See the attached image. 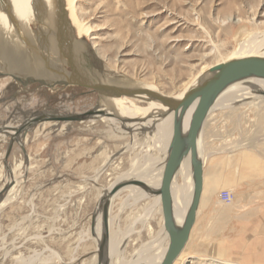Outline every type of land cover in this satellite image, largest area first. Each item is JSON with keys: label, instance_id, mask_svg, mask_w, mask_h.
Masks as SVG:
<instances>
[{"label": "rangeland", "instance_id": "obj_1", "mask_svg": "<svg viewBox=\"0 0 264 264\" xmlns=\"http://www.w3.org/2000/svg\"><path fill=\"white\" fill-rule=\"evenodd\" d=\"M76 13L80 23L91 31L77 39L72 29L74 37L93 48L99 61V65L95 62L97 69L106 75L146 84L167 96L181 93L200 72L229 61L239 42L245 39L255 38L260 42L255 52L264 54L261 42L264 0H77ZM33 18L30 32L40 48L45 38L39 32L41 23H37L35 14ZM0 19L6 28L4 41L12 42L7 16L1 10ZM26 58L31 64L27 53ZM0 59L6 65L13 59L14 69L18 70V57L0 55ZM35 87L21 89L10 78H0V129L8 124L19 127L39 111L65 116L92 111L97 106L96 93L83 88L35 90ZM11 94L13 99L7 100ZM138 105L145 107L146 102ZM233 107L210 112L203 126L202 141L212 153L222 152L224 159H229L231 176L226 177L229 186L215 195L219 211L226 217L224 222L228 223L222 225V230H231L225 237L234 241L216 244L209 241L214 237L211 233L214 227L209 223L203 229L204 234L193 232L175 264L261 262L241 252L257 236L256 229L253 232L249 224L250 203L236 205L235 193L264 184V177L253 179L252 172L247 171L253 157L264 156V103L251 108H241V103H236ZM87 120L74 124L35 123L27 127L25 134H17L14 141L0 130V188L11 172L18 181L15 193L9 196L13 197L11 203L0 208V264H98V235L93 229V219L99 217L102 191L122 176H128L131 159L139 148L124 151L130 146V136L98 123L84 129ZM64 123L69 125L62 130ZM42 124L45 127L39 133ZM145 132L151 134L153 130L149 127ZM144 138L140 135L138 144ZM7 187L10 190L12 185ZM224 190L233 195L229 205L219 200V193ZM204 192L203 188L202 196ZM4 195L2 190L0 197ZM151 201L149 197L134 203L128 190L113 200L110 237L120 238L121 233L131 228L130 234L120 241L118 260L138 257L142 245L158 234L163 223L159 213H154L147 223L138 222ZM116 261L112 259L113 264Z\"/></svg>", "mask_w": 264, "mask_h": 264}, {"label": "bare ground", "instance_id": "obj_2", "mask_svg": "<svg viewBox=\"0 0 264 264\" xmlns=\"http://www.w3.org/2000/svg\"><path fill=\"white\" fill-rule=\"evenodd\" d=\"M76 2L77 0H64V9L62 0H0V10L4 14L8 15V33H10L11 37H15L19 46L26 49L28 57L30 58V60H32L31 64L25 65L26 69L19 70V72L27 74V71L32 70L36 73H40L41 68L43 69V67L45 66L40 58L41 56L35 50V48L37 49L39 47L35 45L34 37L30 32V23H34L35 21V19L33 18V14H35L38 18L37 23H41L40 27L46 25L53 28L54 30L51 32L48 31L46 43L44 47H41V49H45L49 52L53 49L52 46L56 37L66 40L72 39V37L75 38V32L76 38L80 39L86 36L91 31L89 26L81 24L79 19L77 18ZM42 22L44 24H42ZM72 29L74 30V32ZM261 37V42H264V35H262ZM258 44H260V42H257L255 38H249L239 42L238 50L234 52L233 57L230 58L229 61L253 56L264 58V54H257L255 52V46ZM32 48H34V50ZM208 71L200 72V74H198V76L193 79L181 93L174 96L169 95L168 97H172L177 101L180 100L183 95L192 87L207 79ZM105 78L108 81V85L113 88L119 86V84L115 83L126 84L127 81H129L131 87L137 86L143 90L153 91L158 94L164 95L161 92L157 91V89L146 84L132 82L130 79L124 77L119 78L114 74H108ZM111 92L116 93L114 92V90ZM144 100L145 98L143 96L137 98H130L126 96L101 97L100 99H98L97 106L94 109V115L91 117V119H88L87 122L83 123L84 129L92 128L94 124L98 123L104 125V127L113 129L119 134L130 136L131 143L130 146L124 149V151L126 152L131 150L135 151L136 148H139V153L131 159V172H129L130 174L128 173V176H122L116 182H114L113 185L110 184L112 186L103 190L101 199L99 201V219L97 218L95 220L93 229L94 232H96L98 235L96 236V241L97 245H99L102 236V208L105 204H107L109 242L106 252L109 257V264H113V258L117 260L115 264H160L168 246V236L164 230L163 223L156 237L151 242L142 245V247L140 248L139 256L131 259L130 261H124L121 259L118 260L117 258L121 254L120 241L122 238L124 239L125 236H128L130 234L131 228L127 233H121L122 236L120 238L118 237V235L113 238L110 237L109 222H113L109 217L111 204L113 200L124 190L130 191V196L133 199L134 203L149 197L152 198L151 204L147 206L143 214L138 218L139 223H147V219L151 218V216H153V214L156 212L162 216L163 222L162 208L161 206L158 207L156 203V201H158V204H161L160 197L151 194L150 191L157 189L161 182L163 168L167 159L168 147L173 131V116L169 115L166 118H161V112L163 110L155 102H149L146 103L145 107H140L138 104H141V102H144ZM236 103H241V108L247 106L251 108L254 105H257L259 107L263 105L264 80L258 78H250L229 85L217 98L211 112L219 109L220 107L235 108L233 107V105ZM193 108L194 106L189 109L184 119L185 129H187V127L189 126ZM68 125L69 123L61 124L60 129L63 130ZM44 127L45 124H42L39 133L43 131ZM149 127L150 130H153L151 134H147V132H145L146 130H149ZM142 134L145 136V138L143 140V143L140 142V144H138V138ZM10 135H14V132H11ZM198 148L202 161L203 163H205L207 158L202 141V132L198 139ZM12 174L13 172H11V175ZM132 174H135L136 176H132ZM11 175L10 177L3 179V184L0 188V192L4 188H9L10 186L7 187L8 185H12V188H10L6 196L4 195L5 197H3L0 203V208L12 201L13 197L9 196L12 195V193L15 191L14 189H16V185L18 186L17 178ZM129 181H139L143 183L146 188L143 189L141 187L133 186L130 184L121 186L122 184L128 183ZM192 191L193 180L189 157H187L182 162L172 182L173 209L175 220L178 225H180L183 221L185 212L191 200ZM156 208H158V210Z\"/></svg>", "mask_w": 264, "mask_h": 264}, {"label": "water", "instance_id": "obj_3", "mask_svg": "<svg viewBox=\"0 0 264 264\" xmlns=\"http://www.w3.org/2000/svg\"><path fill=\"white\" fill-rule=\"evenodd\" d=\"M52 47L53 49L50 52L35 48L45 65L43 69L41 68L40 73L30 70L28 76L21 77L1 70L0 77H10L17 85L24 88L32 84H38L50 90L66 87L83 88L96 93L98 99L104 96H126L130 98L143 96L145 98L144 102H155L162 108L161 118H166L169 115L173 116V131L161 182L159 187L150 191V193L160 197L163 226L168 236V246L160 264H175L189 241L201 200L204 163L199 154L198 139L204 123L217 98L229 85L250 78L264 80V58L245 57L216 65L209 69L207 79L196 84L177 101L172 97L146 91L137 86L131 87L129 81H127L129 84L115 83L119 84L116 88L109 86L105 78L106 74L95 66V62L96 65H99V61L94 55L93 48L86 46L81 40L73 37L67 40L56 37ZM32 49L34 50V48ZM113 90L116 93L111 92ZM192 106L194 108L189 126L185 129L184 119ZM93 115L94 110L65 116L55 112H41L36 113L35 117L25 119L19 127L14 128L3 125L0 130L4 134H9L11 140L14 141L17 134L21 132L25 134L28 131L27 127L35 123L52 121L82 122L90 119ZM9 131L14 132V135H10ZM187 157H189L191 168L193 191L183 221L178 225L173 209L172 182L182 162ZM128 184L143 189L146 188L139 181H129L121 186ZM3 191L7 194L9 188H4ZM2 199L3 196L0 197V203ZM107 217V204H105L102 208V236L98 245V264H109V257L106 252L109 242ZM95 220L96 218L93 219L94 224Z\"/></svg>", "mask_w": 264, "mask_h": 264}, {"label": "crops", "instance_id": "obj_4", "mask_svg": "<svg viewBox=\"0 0 264 264\" xmlns=\"http://www.w3.org/2000/svg\"><path fill=\"white\" fill-rule=\"evenodd\" d=\"M204 149L207 158L203 168V188L205 192L203 196L201 195L202 197L194 224V226L197 225V228L194 230L193 227L189 241L193 236L194 231L195 233H200V235L204 234L205 232L203 229L210 223V225L214 227L213 231H211V233L214 234V237L209 239V241H213L214 244L218 241L222 242V240L226 242H233L234 239H232V237H225L226 234L231 233V230H222V225L228 226V223L224 222L226 221V217L219 211V202L217 195H215L219 189L228 188L229 186V183L226 181V177L228 175L231 176L229 159H224L222 152L212 153L208 148V145L204 146ZM253 159L254 160L250 167L247 168V171L252 172L251 176L253 179L260 180L264 177V156L257 155L256 157H253ZM236 175L238 176L239 173L236 172ZM235 201L236 205L244 202L250 203L247 208H251L252 221L249 224H251L253 232L254 229H256L255 232L257 236L253 238L250 244L243 246V250L240 251L245 253L247 257L251 258V260L258 261V259H261L260 264H264V184L262 185L261 183L259 185H255L247 192L236 191ZM247 215L250 219V215ZM199 229L200 231H198ZM222 234L224 235L223 237L221 236ZM216 235H219V237H216ZM248 242L249 241H247V243ZM216 251L217 249L215 246L214 252ZM230 251L233 255L234 251L232 249Z\"/></svg>", "mask_w": 264, "mask_h": 264}, {"label": "flooded vegetation", "instance_id": "obj_5", "mask_svg": "<svg viewBox=\"0 0 264 264\" xmlns=\"http://www.w3.org/2000/svg\"><path fill=\"white\" fill-rule=\"evenodd\" d=\"M6 16H7V19H8V15L6 14ZM2 23V19H0V37H2V40L0 39V55H3L4 57L6 56V55H9L10 56V58L12 57V56H16V57H18V64L16 65V68L18 69L17 71H13V70H15L14 69V64H13V59H11L10 60V62L11 63H9V64H4V62L0 59V69L2 70V71H4V72H9V73H12V74H15V75H20L21 77L22 76H24V77H26L27 76V74H25V73H22V72H19V70H23V69H26V67H25V65L27 64L28 65V62L26 61L27 60V58H26V54H25V51H23V49L18 45V43H17V41H16V39H15V37H13L12 38V42H7L6 43V41H4V38H6L7 37V35L5 36V32H4V30L3 29H6L5 28V26H4V24H1ZM42 24H44L43 22H42ZM40 27V26H39ZM48 31H54L53 30V28H51V27H49V26H42V27H40L39 28V32L41 33V35H42V37H43V39L45 38V40H43V43L40 45V49H41V47H44V45H45V43H46V39H47V34H48ZM9 44V45H8ZM28 60H30V58H28ZM30 62H32V60L30 61ZM0 78H10V77H0ZM11 79V78H10ZM12 80V79H11ZM13 81V80H12ZM14 82V84H16V86L18 87V88H23V87H21V86H19V85H17V83L15 82V81H13ZM32 86H36L35 87V90H39V89H41L42 87L40 86V85H38V84H32V85H30V86H27V87H25L26 89H29V88H31ZM90 92H92V91H90ZM26 93V92H25ZM7 94V93H6ZM6 99L7 100H9V99H13V95L11 94V95H9L8 97H6ZM3 102V101H2ZM42 111H39V112H37V114L38 113H41ZM44 113H49V112H52V111H43Z\"/></svg>", "mask_w": 264, "mask_h": 264}, {"label": "built area", "instance_id": "obj_6", "mask_svg": "<svg viewBox=\"0 0 264 264\" xmlns=\"http://www.w3.org/2000/svg\"><path fill=\"white\" fill-rule=\"evenodd\" d=\"M219 200L222 204L229 205L233 201V195L226 190L221 191L219 193Z\"/></svg>", "mask_w": 264, "mask_h": 264}]
</instances>
